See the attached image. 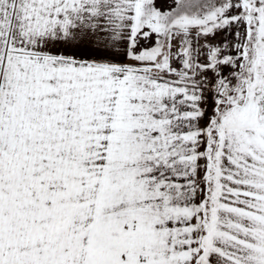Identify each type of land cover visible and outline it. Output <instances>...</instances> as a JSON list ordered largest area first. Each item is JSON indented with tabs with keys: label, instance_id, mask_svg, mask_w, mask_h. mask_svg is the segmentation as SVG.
Here are the masks:
<instances>
[{
	"label": "snow or ice",
	"instance_id": "1",
	"mask_svg": "<svg viewBox=\"0 0 264 264\" xmlns=\"http://www.w3.org/2000/svg\"><path fill=\"white\" fill-rule=\"evenodd\" d=\"M0 264H264V0H0Z\"/></svg>",
	"mask_w": 264,
	"mask_h": 264
}]
</instances>
